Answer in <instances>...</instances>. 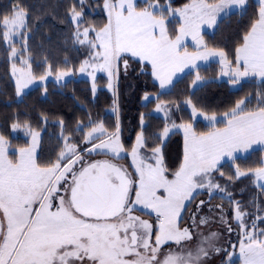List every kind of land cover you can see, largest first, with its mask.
Masks as SVG:
<instances>
[{"label": "snow or ice", "instance_id": "6c2138e0", "mask_svg": "<svg viewBox=\"0 0 264 264\" xmlns=\"http://www.w3.org/2000/svg\"><path fill=\"white\" fill-rule=\"evenodd\" d=\"M79 2L81 10L75 5L69 9L76 28L74 41L92 50L89 59L81 63L79 72H87L93 81L96 71H104L108 74V87L114 88L121 57L130 54L150 63L152 75L162 89L172 86L173 78L184 68L190 65L195 68L196 61L210 58H216L221 64L222 75H227L233 86L244 78L257 76L264 83V0H259V18L235 49L234 67L223 49L210 48L203 41L201 29L216 25L217 18L226 10H243L247 0H190L180 9H173L170 4L165 8L159 0H145L146 6L142 8L137 7L136 0H104L108 22L99 29L92 26L81 29L85 0ZM165 11L168 17L178 16L181 20L175 37L169 34ZM26 18L23 8H15L12 18L4 17L2 35L10 46L17 33L27 30ZM90 32L94 33V39H89ZM188 36L203 50L188 52L184 44ZM23 43L26 47V37ZM17 53L13 46L10 55L15 58ZM22 63L25 68L12 65L18 96L36 79L31 64L27 60ZM123 67L126 73L127 60H123ZM72 74L71 68H60L55 79L62 80ZM51 75L49 64L38 79L44 81ZM202 83L203 78L197 72L192 86ZM92 90H96L95 83ZM144 99H149L148 94ZM246 99L237 101L223 114V128L216 127L215 114L198 112L191 100L185 102L191 106L193 118L202 115L212 122V130L197 133L191 122L165 125L159 134L161 145L173 130H182L184 135L183 161L175 172H168L161 146L152 149L151 157L142 156L140 149L145 147V138L143 133L138 135L131 151L137 174L135 181L124 166L113 162L124 151L118 119L113 132H108L102 121L90 119L86 131L82 124L77 125L84 131L82 143L90 145L84 153L108 155L112 160L85 162L84 153L69 143L71 137L62 136L63 148L48 165H41L36 158L39 132L28 122L23 125L14 122L11 128L23 129L31 136V144L19 148L18 158L14 160L9 156L8 139L0 134V264H204L210 254L224 251L214 242L218 238L216 232L203 236L195 250L181 247L179 252L169 251L160 259L162 246L169 242L182 246L192 240V229L180 227L181 214L186 204L204 191L208 192L209 199L214 193H222V198H228L234 205V219L243 236L239 243L240 264H264V228L258 227L264 216H257L250 225L246 224L247 213L241 211L239 202L232 201L231 193L216 183L213 176L215 172L224 175L220 166L225 157L234 163L238 152L264 145V97H258L259 106L254 110L247 108ZM157 111L164 114L165 120L170 119L165 105L157 104ZM60 123L63 127V121ZM149 159L153 162L149 163ZM249 173L254 175L257 186L264 188V160L255 169L241 170L235 165L236 179ZM204 203L200 201L197 211ZM217 208L223 213L222 205ZM136 210L155 214L154 240L153 224L134 215ZM220 221L232 231L225 215L220 216ZM208 223V217H201L197 222L193 214L192 228Z\"/></svg>", "mask_w": 264, "mask_h": 264}, {"label": "trees", "instance_id": "16d2710c", "mask_svg": "<svg viewBox=\"0 0 264 264\" xmlns=\"http://www.w3.org/2000/svg\"><path fill=\"white\" fill-rule=\"evenodd\" d=\"M172 7H181L190 3V0H168ZM214 1V0H210ZM166 2V0H159ZM75 5L81 9L79 0H0V131L13 145L24 146L28 140L23 136L12 135L11 125L14 122L24 124L28 122L33 129H45L38 155V162L48 165L54 162L63 148L62 136H70L76 144H81L84 131L88 130L91 121H103L112 128L116 119L115 105L119 107L120 127L127 147L131 146L140 131L145 132L147 149H153L161 143L159 134L166 122L162 116L147 112V107L140 104L141 96L145 91H159L157 82L151 79L150 70L143 72L141 81L148 79V86L140 85L131 92L121 88L120 98L106 88L99 90L94 96L91 81L87 78H71L64 84L56 85L50 82L47 88L36 86L17 99L16 84L11 76L10 48L3 39L2 21L4 17L11 16L16 6L28 11L27 31L29 52L36 74H44L51 68L78 67L86 56V52L74 42L75 27L71 20L69 9ZM146 6L145 1L139 3ZM260 4L257 0H249L242 11H235L222 18L212 33L206 32L209 46L224 49L231 60H235V49L243 43V36L250 30L251 25L259 18ZM171 30L176 34L177 21L170 20ZM220 70V64L213 62L200 66L178 78L169 90H162L159 98L169 103L179 104L186 113V118L192 120L190 108L185 101L191 100L197 109L207 113L219 114L229 112L241 99H246L249 110L259 106L258 97H264V83L255 78L242 81L238 87H232L227 80L211 79L201 86L191 88L194 72L206 77H215ZM106 76L101 74L98 81L106 83ZM45 89L47 90L45 92ZM115 99V104L113 103ZM118 100V102H117ZM116 109V108H115ZM118 112V111H117ZM146 113V123L141 125V113ZM109 117V122L104 119ZM63 121V127H61ZM78 122L84 126V131L78 129ZM199 122V121H198ZM197 122L200 132L209 131L211 126L201 125ZM225 120H220L221 126ZM167 168L175 171L183 158V142L180 133L173 132L163 146ZM264 158V148L254 149L246 156H239L235 160L244 169H254L261 166ZM226 171L220 181L226 184V191L234 198L242 201L243 207L249 210L254 208L253 199L262 204L264 208V189L254 185L252 176L235 178L233 164L225 162L220 171ZM219 172H217L218 174ZM232 177V180L228 178ZM219 179V176H218ZM262 226H264V221Z\"/></svg>", "mask_w": 264, "mask_h": 264}, {"label": "rangeland", "instance_id": "374dc122", "mask_svg": "<svg viewBox=\"0 0 264 264\" xmlns=\"http://www.w3.org/2000/svg\"><path fill=\"white\" fill-rule=\"evenodd\" d=\"M141 1H145V0H136V4H137L138 8L145 7V6H140L139 5V3ZM257 1H259V0H257ZM209 2H215V0L214 1H210L209 0ZM248 2H249V0H247L246 6H247ZM159 4L166 8L170 4V2L168 0H166V2H159ZM183 7L184 6L175 8V7L171 6V8H173V9H180V8H183ZM16 8H23V7L16 6ZM23 9H25V8H23ZM77 10L79 11L81 9H77ZM235 11H242V10L237 9V8H232L230 10H226L225 13H222L221 16L217 18L216 25L211 26V27L205 25L201 29V36L203 37V41L207 45H208V42H207L206 35H205L206 32L207 33L214 32L215 29L218 26L219 21L222 18H224L225 16H227L230 13L235 12ZM26 12H27L26 24H27L28 11L26 10ZM13 15H14V13L11 16H8V17L12 18ZM165 16H166V18L168 20L167 28H168L169 34L171 36L175 37V35L178 34V29L180 27L181 20H180V18L178 16L168 17L166 11H165ZM170 20L177 21L176 34L172 33L171 25L169 23ZM107 22H108L107 21V10L104 8V0H85L84 6H83V22L81 24V29L83 27H89V26H92V27H94L96 29H99V28L103 27ZM74 29L76 31V28H74ZM4 31H5V29H4ZM75 31H74V33H75ZM28 34L29 33H28L27 30L26 31L21 30L19 33H17L15 35V37L13 39V44L11 46L9 45L8 41H6L8 47L10 48V53H11V48L13 46L18 50L17 57L13 58L10 55V58H11L10 73H11V76H12L15 84H16L17 77H14L12 75V65L15 64L17 68H25L26 65L24 63H22V60H27L28 63L31 64L32 74H33V76L36 77V79L33 80L32 83L28 84V86L23 89V92L19 96L17 95V99H22L24 97L25 93H27L29 90H31L32 88H34L36 86H43L44 88H47V86H48V84L50 82H53L56 85H60V84H64L65 82L69 81L71 78H87V79H89L91 81V86H93V83H95L96 90H95V92H93L94 96H96L98 94L100 89L106 88L112 93L115 92V96L117 98L118 97L120 98L119 94L121 92V88L122 87L125 88V90L128 89L131 92L134 88H139L141 84H143L144 86H148V83H147L148 79L144 78L141 81V75H142L143 72H148L149 73V70H150V74H151V79L154 80V82H157V84L159 85V81L152 75V69H151L150 63L140 61L139 58H133L130 54H124L121 57L120 69H119L118 77L115 80L114 88H109L108 87L109 78H108L107 72L96 71V73H95V81H93L92 77L89 76L87 72L86 73H80L79 72V68H80L81 64L78 67H76V68L75 67H69V68L72 69V73L73 74L68 76V77H64L62 80H56L55 79V74H56L57 70L51 68L52 75L48 76L44 81H40L38 78L40 76L44 75L45 73L39 75V74H36L35 71H34V65L32 64V56H31V54L29 52V49H28L29 48ZM25 37H26V47H25V44L23 43ZM81 38H83V37H81ZM89 39H94V33L93 32L89 33ZM184 44L186 45L187 50L190 53H195L197 51H202L203 50L202 47L199 46L197 44V42L192 39L191 36H188V37L185 38ZM76 45L78 47H80L83 51L86 52V56L83 59V61L86 60V59H89L92 50L86 44L85 45H81V44L76 43ZM209 47L210 48H217V47H213V46H209ZM217 49H221V48H217ZM226 54H227V52H226ZM227 58L230 61H232V64H233V67H234L236 61L235 60H231L228 55H227ZM123 60H127L128 61V70H127L126 73H125L124 67H123ZM213 62H217L216 58H210L207 61H200V60L196 61L195 68H193L190 65V66L184 68V70L182 72H178L176 74V76L173 78V83L178 78H180L183 75H185L186 73L191 72V71H196L200 66L209 65V64H211ZM65 69H67V68H65ZM47 70H48V68H47ZM89 71H92V69H89ZM101 74L106 76V79H107L106 83H103V82L100 83V81H98V78H99V76ZM196 74H197V72H194L193 80L195 79ZM201 77L203 78V83H205L206 81L211 80V79L227 80L229 82V77L227 75H222V73H221V64H220V70H219L218 74L215 77H206V76H201ZM248 78H255L257 80H261V78H259L258 76L257 77H247V78H244L243 80L248 79ZM243 80H241L240 84L242 83ZM230 85L232 87H238L239 86V85L233 86L231 83H230ZM16 88H17V85H16ZM170 88H172V86H170L168 89H162L159 86V91H157V90L156 91L155 90L154 91L153 90L152 91H145L142 94V96H141L140 104H142L143 107H147V112L148 113H152V114L157 115V116H162L163 118H164V114L162 112L157 111V104L165 105L167 110H168V114H169L170 119L165 120V118H164V120H165L167 126H169V127H171V124L173 122H175L176 124L191 122L193 124V128L195 129V131L197 133H207V132L211 131L212 130V122H210L207 119H205L204 116L197 115L195 118L192 117V120H188L186 118V113L184 111H182V113L180 112L182 110V108L180 107L179 104L169 103L168 101H165L164 99H162V98L160 99L159 98V95H160L162 90H169ZM191 88H193V89L196 88V87L192 86V82H191ZM145 94H148L149 99H147V100L144 99ZM117 102H118V100H117ZM175 106H178V107H175ZM187 106L191 109L190 105H187ZM115 108H116V110L118 112L116 111V119H114V121H110L111 123H113L112 128H109V126H106V124L102 121L104 123V126L108 130V132L115 131L116 124H117V119H118L119 124H120V114H119V117L117 118L118 113H119L118 105H115ZM197 110H198V112H202V113H204L206 115H209V116L213 114V113H207V112L202 111L200 109H197ZM190 113H191V110H190ZM224 113L215 114L216 117H217V120H216L215 124H216V127H218V128H223L225 126V123L222 124L221 126L217 125V123L220 120H225V118L223 116ZM145 114L146 113L142 112L141 113V118ZM104 120L109 122V117L105 118ZM100 121H98V122H100ZM197 122L201 123V125L211 126L210 130L209 131H204V132L198 131V129L196 127L197 126ZM145 123H146V120H145V117H143V125ZM45 129L46 128L33 129L34 131L39 132V134H40L39 135V146H38L37 151H36L37 161H38V155H39V151H40L42 138H43ZM11 131H12V135L23 136L24 138H26L28 140V144L27 145H24V146H17L16 145L15 146V145L12 144V140H9L5 136L8 139L9 144H10L9 156L12 159L15 160V159L18 158V149L21 148V147H27V146H29L31 144V136L27 135L23 129H19V130L11 129ZM173 132H177V133L181 134L182 142H183V150H184V135H183L182 130H179V131L173 130L172 132L169 133L168 137ZM141 133H143L144 138H145L144 139L145 147L140 149V154L142 156H144L145 158L151 157L152 149L151 148L150 149L146 148L147 145H146L145 132L142 130V131L139 132L138 135H140ZM0 134H2L1 131H0ZM168 137H166L164 139V142H163L162 145H161V143L159 145H157V146H161L162 147V151H163V146H164L165 140H167ZM136 140H137V137H136L134 143L131 146L127 147L125 142H124L123 133H122L121 127H120V142L123 145L124 151L121 153V157L118 160H113V162L124 166L127 169L128 173L130 174L131 178L134 181L137 179V174H136V172L134 170V167H133V164H132L131 151H132V148L136 145ZM96 142L98 143V141H96ZM69 143L77 145L78 146V150L81 153H84V149L85 148L90 147L89 144H85V143H81V144L78 145L75 142H73L71 139H70ZM259 147L264 148V145H255V146H253L252 149H249L247 152L240 151V152L237 153V157L246 156L250 152H252L254 149L259 148ZM183 156H184V153H183ZM163 158H164V164H165V166L167 168L166 160H165V157H164V152H163ZM104 159L112 160V157L108 156V155H102V154L98 155V154L93 153L91 155H88V154L84 153L85 162H91V161H96V160H104ZM263 160H264V158H263ZM182 161H183V158H182ZM182 161H181V163H182ZM148 162L152 163L153 161L151 159H149ZM225 162L232 163L234 171H235V165H238L237 163H235V162L233 163L232 160L230 158H228V157H225L221 161V165L224 164ZM240 168H241V170H248V169H244L242 167H240ZM177 169H175V171ZM175 171H170V172L172 173V172H175ZM222 172L224 174L228 173L226 171V169H224V171H222ZM248 175L252 176V180L254 181L253 183H254V185L257 186V184L255 182L254 175L252 173H249ZM213 176H214V179H215L216 183H219L221 185V187L226 188V184H223L220 181L221 175L219 173L217 174V172H215V173H213ZM218 176H219V179H218ZM259 188H261V187H259ZM261 189H264V188H261ZM134 193H135V185H133L132 199L135 198L134 197ZM228 193H230V192H228ZM222 196H223L222 193H214L212 195L211 199H209L208 192L204 191V192H201L199 195H197L195 200L192 201L190 204H186L185 210L181 214L182 215V219L180 221V227L181 228L189 227L190 229H192L193 238H192L191 241L185 242L184 245H182V246H177L174 242H169L168 244L162 246L161 252H160V259H163L164 255L166 253H168L169 251L179 252L181 250V247H184L185 250H187V249L195 250L197 244L203 238V236H207L211 232H216L218 234V238L214 242H215L217 247H220V248L224 249V251L220 252L219 254H210V258H207L204 261V264H240V260H239V243H240L241 239L243 238V236H242L241 229H240L238 223L234 219V205L232 203H230L228 198H222ZM231 200L239 202L241 211L247 213V215L244 217V222L246 224L250 225L252 223V221L256 219L257 216H264V208L262 207V204H260L257 201V199H253L254 208L251 209V210H249L247 208H244L243 204H242V201H240V199H238V198H234L232 194H231ZM200 201H205V203L199 208V211H197V205L200 203ZM217 205H222L223 213H221V210L219 208H217ZM133 214L137 215V216H140L142 219H146L150 223L153 224V226H154V228H153V233H154L153 234V240H154V236H155V232H156V227L155 226L157 224V220H156L155 214H148L147 212L140 211V210L134 211ZM193 214H195L197 222L199 221V219L201 217H208L209 218V223L207 225H204V226H200L199 224H197L196 228H192V217H193ZM222 214L225 215L228 224L231 226V229H232L231 232H229L228 227L224 223H222L220 221V216ZM262 225H263L262 222L259 221L258 222V227L259 228H264V226H262ZM229 257H231V259H229Z\"/></svg>", "mask_w": 264, "mask_h": 264}]
</instances>
